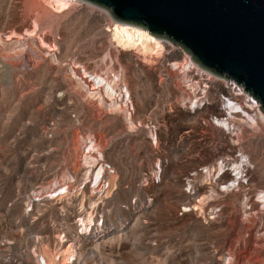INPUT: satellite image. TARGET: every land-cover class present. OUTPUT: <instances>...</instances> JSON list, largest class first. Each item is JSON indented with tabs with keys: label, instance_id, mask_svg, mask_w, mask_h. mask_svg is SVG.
Wrapping results in <instances>:
<instances>
[{
	"label": "rangeland",
	"instance_id": "374dc122",
	"mask_svg": "<svg viewBox=\"0 0 264 264\" xmlns=\"http://www.w3.org/2000/svg\"><path fill=\"white\" fill-rule=\"evenodd\" d=\"M54 5L52 0H0V264H36L35 245L30 246L28 239L33 236L39 241L38 235L53 236L58 225L66 221L60 217L63 213L59 205L52 206L55 203L50 208L43 207V211L37 210L34 217L29 215L25 204L31 198L33 184L55 180L53 183L57 185V179L64 184L63 178L68 176L71 166L80 173L84 170L79 140L84 132L95 134L119 173L120 186L104 210L114 220L116 230L109 233L107 240L112 246L108 250L113 254L109 261L209 264L210 254L203 242L216 241V247H222L244 230L239 217L205 225L193 213L173 225L171 222L178 220L174 211L177 201H166L163 207L158 205L160 197H157L153 210L140 212L127 234L131 214L122 204L132 193L141 192L143 197L142 190L136 192L134 182L151 167L156 155L141 133L130 128L128 132L118 111L92 99L79 82L84 68L95 73L118 70L144 103L140 112L145 111L157 103L153 61L170 58L169 47L163 56L144 60L135 51H123L113 42L110 30L116 20L107 9L84 0H72L65 9ZM75 64L79 65L75 68L76 77L72 72ZM162 114L161 118L169 124L168 112ZM53 121L54 128L50 125ZM48 127L53 129L52 137L44 132ZM169 128L174 136L185 130L184 125ZM131 134L135 137H130ZM252 134L250 137L259 135L246 144L257 170L252 178L256 187L264 188V125ZM183 145L187 148L193 143L184 141L181 148ZM206 158L211 159L209 155ZM180 170L185 172L188 166ZM174 181H164L162 186L170 198L181 191L180 181ZM126 185L130 188L126 189ZM159 190L152 187L147 192ZM143 218L153 224L145 227ZM107 226L112 228L110 221ZM140 232L147 237L156 232L169 241L155 250L146 244L144 236L142 247L128 251L127 237L132 236V244L138 243ZM39 243L52 253L46 242ZM117 246L120 249H113ZM239 255L248 256L251 264H264V233L247 241Z\"/></svg>",
	"mask_w": 264,
	"mask_h": 264
},
{
	"label": "built area",
	"instance_id": "2783aa9c",
	"mask_svg": "<svg viewBox=\"0 0 264 264\" xmlns=\"http://www.w3.org/2000/svg\"><path fill=\"white\" fill-rule=\"evenodd\" d=\"M172 49L180 51L183 59L161 58L153 61L158 84V92L154 94L157 103L142 112L139 108L144 104L120 71L99 72V75L89 72V77L80 79L88 95L95 88L96 98L104 95L114 101L123 120L127 117L128 131H131L130 128L141 133L156 155L151 167L134 182L136 190L144 191L143 197L141 192L138 195L132 193L122 208L134 216L141 211H151L157 197H160V202L165 198L166 193L162 189L164 181H180V194L167 198V202L177 201L174 211L178 220L175 224L193 213L205 225L222 223L225 219L230 222L232 216L239 217L245 228L232 236L229 242L225 241L218 248L216 241L203 243L207 245L209 254L213 255L212 264H251L248 256L240 257L239 254L247 241L264 233V188L254 184V164L244 144L253 135L252 132L264 125L261 122L263 112L259 109L261 104L248 91L244 92V85L242 87L239 83L238 87L236 80H226L202 68L190 54L176 45L169 48ZM160 100L166 103L160 104ZM164 112L171 117L169 124L161 118ZM50 125L53 128L56 126L54 121ZM172 125H184L185 130L179 136H174L169 128ZM52 127L44 131L50 137L53 135ZM79 138L84 170L80 173L71 166L68 180L65 179L64 184L61 182L63 187L40 189L37 188L40 184L35 185L25 208L29 214H35L39 208H50L52 203H55L52 206L59 205L61 215L69 217L72 224L65 218L66 221L58 225L56 234L42 236L54 239L59 235L60 244L66 246L74 243L72 264H106L104 254L113 256L108 250L112 246L104 249L102 236L110 228L107 225L111 219L109 214L93 205L99 206L107 192L111 197L118 190L119 173L108 160L105 149L94 133L84 132ZM184 141L193 145L187 148L183 145L181 148ZM177 147H180L179 151ZM168 150L170 155L175 152V156L170 157ZM206 155L211 159L207 160ZM195 161L205 162L189 167ZM173 163L175 167L172 168ZM184 166H188V170L182 172L180 169ZM152 187L160 190L147 192ZM52 191L53 195H50ZM60 192V196H66L61 201L58 199ZM68 197H71L70 200ZM90 200L97 202L90 204ZM160 202L158 205H161ZM89 214L91 221L88 220ZM143 221L147 226L153 224ZM128 222L129 229L134 219L130 218ZM153 238L157 240L151 241ZM143 241L144 236L137 245L142 247ZM168 241L156 232L146 236V244L155 250L159 244ZM56 243L57 239L54 246ZM127 243L130 247V242ZM118 248L120 246L113 249ZM101 249L104 254L100 255ZM151 257L155 258L154 255ZM40 260L42 264L45 262L42 257Z\"/></svg>",
	"mask_w": 264,
	"mask_h": 264
},
{
	"label": "water",
	"instance_id": "95a60500",
	"mask_svg": "<svg viewBox=\"0 0 264 264\" xmlns=\"http://www.w3.org/2000/svg\"><path fill=\"white\" fill-rule=\"evenodd\" d=\"M242 84L264 113V0H84Z\"/></svg>",
	"mask_w": 264,
	"mask_h": 264
},
{
	"label": "bare ground",
	"instance_id": "6f19581e",
	"mask_svg": "<svg viewBox=\"0 0 264 264\" xmlns=\"http://www.w3.org/2000/svg\"><path fill=\"white\" fill-rule=\"evenodd\" d=\"M54 2V6L57 8V9H65L69 6L70 2L72 0H52ZM33 31V30H32ZM111 38L113 40V42L121 48V50L123 51H128V52H132V51H135L136 53L140 54L144 60H147V61H150L152 60V58L154 57H161L163 56V53L164 51L166 50V48L168 49L173 47L174 44L168 40H165L163 38H159V37H155V36H152L150 35L149 33H151L149 30H145L139 26H136V25H132V24H127V23H123V22H119V21H113V25H112V28H111ZM27 34H32V32H27ZM19 37V36H18ZM54 49V48H53ZM169 53H171V56H170V59L172 60H182L183 58H181V55L182 53L180 51H177V50H168ZM178 54V57H174L175 55ZM174 55V56H172ZM153 61V60H152ZM79 67L78 64H75L74 66V69H73V74L74 76L76 77L77 73L75 72V68ZM89 72H91L92 74H95V75H99L98 73H95L93 71H87L86 69L83 70V74L82 75H79V82L81 84V81L80 79H84L86 77H89L91 75V73L89 74ZM97 72V71H96ZM78 77V76H77ZM84 88V87H83ZM100 88L97 87V89ZM96 89L94 88L88 96H93L92 99H96V100H99L100 103H104L107 107L110 108V110H114V111H118L117 107H116V104L114 103V101H112L108 96H99V98H96ZM110 100V101H109ZM142 101V100H141ZM143 103V102H142ZM144 104V103H143ZM108 108V109H109ZM124 122L127 123V117H124ZM261 122H264V113H262L261 115ZM129 132V131H128ZM260 135V133H259ZM258 135V136H259ZM134 135L131 134L130 137H133ZM257 136V137H258ZM135 137V136H134ZM256 137V138H257ZM256 138H252V137H248V139L245 140V144H244V148L245 150L249 153V156L251 157V153L246 149V144L248 143H252L250 141H254ZM180 150V147H177V151ZM205 161H195L194 163H191L189 164V167H192L196 164H200V163H203ZM251 162L254 164V171H253V174L254 173H257V170H256V165L251 157ZM68 176H70L69 172H68ZM66 176L65 178H63V180L67 179ZM116 179H113V181H115ZM261 180V178H260ZM52 181V182H51ZM55 180H48L46 181L47 183H43L45 184L46 186L44 187H39L40 185H43L41 182L40 183H37V184H40L37 188H40V189H44V188H48L49 186H53V187H57V186H61V182L62 180H58L57 179V185H55L53 182ZM174 181V180H173ZM175 182V181H174ZM36 183L33 184L31 187H34L35 185H37ZM116 185V184H115ZM181 185V184H180ZM61 187H58V188H61ZM263 189V188H262ZM141 190H136V192H139ZM144 192V191H143ZM142 192V193H143ZM262 192V190L260 191ZM53 191L50 193V195H53L52 194ZM62 194V192H60L58 194V199L59 201L63 200L66 196H60ZM139 193H136V195H138ZM142 195V194H141ZM176 196V195H174ZM71 197H68V200H70ZM109 198H110V193L107 192L103 198H102V202L99 204V206L97 204H94L96 203L97 201L94 200H90V204L93 203L96 207H99V209L103 212L105 207L107 206L108 202H109ZM62 203V202H61ZM97 205V206H96ZM64 206H62L63 208ZM43 208H39L38 211H43L42 210ZM45 211V210H44ZM142 212V211H141ZM140 212H138L135 216L133 215V213H129L131 214L130 218H133L134 219V224H135V220H136V217L139 215ZM31 215V217H34L35 214H29ZM61 219H65L67 220V222L69 224H72L70 222V218L69 217H64L63 215L60 216ZM129 218V219H130ZM129 219H126V220H129ZM89 221H91V216L89 214V218H88ZM144 218L142 219V224L145 226V227H149L147 226L146 224H144L145 221ZM113 219L111 218L110 220V224H112V228H108L107 231H105L104 235L102 236V241H104L105 243L103 244V248L105 249L109 244V242H107L108 240V236H109V233H113L115 232V224H113ZM122 222V221H121ZM133 224V226H134ZM123 229V227L121 228ZM130 229H132V226L128 229V230H125L127 232V234L130 231ZM139 231V230H138ZM142 235L140 236L139 238V242L138 243H135V244H132V236H128L127 237V241L126 242H130V249L128 251H132L134 250L136 247L138 248L140 241H141V238L143 236H146V234L144 232H140ZM39 236V241L41 242H46L50 247L49 249L50 250H53L52 253L48 252V250L45 248H43V246H39L40 243L39 241L36 239V237H30L28 240H29V245L30 246H34V249H33V252H34V256H36V264H42L41 263V260H40V257H42L44 259L45 262H43V264H72V259H73V252H74V243H71L70 245L66 246V244H63L61 243L60 244V238H59V235H57V237L54 239L53 238H49V237H44V236H41V235H38ZM57 239V243L55 244L54 246V243ZM123 241L120 242V244L122 243ZM116 244V243H115ZM119 244V245H120ZM133 246V248H132ZM205 250H208L207 247H204ZM39 252V253H38ZM101 254H104V251L101 249L100 250V255ZM207 254L209 255V252H207ZM39 256V257H37ZM213 255L210 254L208 257L210 258V263L209 264H212V260H213ZM111 256L109 255H106L104 254V258H105V262L106 264H115V262H110L109 261V258ZM111 259V258H110Z\"/></svg>",
	"mask_w": 264,
	"mask_h": 264
},
{
	"label": "crops",
	"instance_id": "0c3cea01",
	"mask_svg": "<svg viewBox=\"0 0 264 264\" xmlns=\"http://www.w3.org/2000/svg\"><path fill=\"white\" fill-rule=\"evenodd\" d=\"M169 196H170L169 194H166L165 195V198H163L162 201H161V205L165 204L164 202H166L168 200L167 198H170ZM163 207H164V205H163ZM171 223H173V225H175V221H173Z\"/></svg>",
	"mask_w": 264,
	"mask_h": 264
}]
</instances>
